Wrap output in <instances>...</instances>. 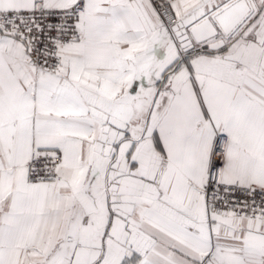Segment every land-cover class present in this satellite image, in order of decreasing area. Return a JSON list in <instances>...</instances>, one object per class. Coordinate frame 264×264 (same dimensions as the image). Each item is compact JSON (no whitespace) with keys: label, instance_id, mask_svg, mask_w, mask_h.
I'll return each instance as SVG.
<instances>
[{"label":"snow or ice","instance_id":"obj_1","mask_svg":"<svg viewBox=\"0 0 264 264\" xmlns=\"http://www.w3.org/2000/svg\"><path fill=\"white\" fill-rule=\"evenodd\" d=\"M0 264H264V0H0Z\"/></svg>","mask_w":264,"mask_h":264}]
</instances>
